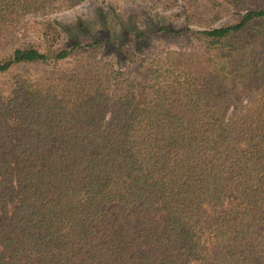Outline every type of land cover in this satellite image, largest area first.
I'll use <instances>...</instances> for the list:
<instances>
[{
  "label": "trees",
  "instance_id": "16d2710c",
  "mask_svg": "<svg viewBox=\"0 0 264 264\" xmlns=\"http://www.w3.org/2000/svg\"><path fill=\"white\" fill-rule=\"evenodd\" d=\"M87 1L0 0V264H264V0Z\"/></svg>",
  "mask_w": 264,
  "mask_h": 264
},
{
  "label": "rangeland",
  "instance_id": "374dc122",
  "mask_svg": "<svg viewBox=\"0 0 264 264\" xmlns=\"http://www.w3.org/2000/svg\"><path fill=\"white\" fill-rule=\"evenodd\" d=\"M105 4H110V2L103 0H88L84 4L73 8L67 12L54 15L49 19H56L60 22H72L74 23L78 18L91 21L92 23H97L99 20V12L101 9L105 8ZM112 8L116 10V13L120 16H128L136 13H142L141 16L143 19H147L148 13H151L150 8L145 4L134 3V4H117L113 5ZM106 9V8H105ZM106 12V11H105ZM174 13V12H173ZM172 13V14H173ZM170 14V13H168ZM45 19L42 17H30L28 18V26H35L38 23H42ZM233 18H227L223 20L221 24H230L232 23ZM176 24H181L179 21H176ZM189 40L188 38L182 39H163L160 42H155L153 44V49H172V50H185L188 48ZM152 49L147 50L146 54L150 53Z\"/></svg>",
  "mask_w": 264,
  "mask_h": 264
}]
</instances>
